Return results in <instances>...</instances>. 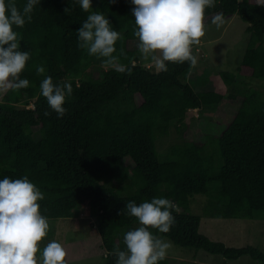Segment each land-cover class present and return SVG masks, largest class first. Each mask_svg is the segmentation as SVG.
I'll return each mask as SVG.
<instances>
[{"label": "trees", "instance_id": "1", "mask_svg": "<svg viewBox=\"0 0 264 264\" xmlns=\"http://www.w3.org/2000/svg\"><path fill=\"white\" fill-rule=\"evenodd\" d=\"M125 1L112 10L110 0H92L90 11L105 13L120 33L115 54L123 49L120 62L132 68L130 75L104 69L78 47L77 30L89 13L76 0H40L32 21L15 29L21 50L30 53L21 73L30 84L8 91L0 102V179L28 176L45 196L39 203L48 221L76 216L85 206L105 252L100 264H115L110 253L117 245L124 250V233L138 226L126 212L121 215L127 203L153 197L177 206L170 231L153 230L155 235L225 259L247 255L264 264L263 249L228 246L200 233V216L190 211L192 198L201 195L205 216L264 220V92L244 89L240 106L220 133L187 139L181 127L185 114L202 107L197 91L180 78L189 63L168 62V70L160 71L137 62L139 50L129 44L135 6ZM15 2L22 9L27 0ZM215 5L206 9L205 20L222 12L247 23L243 56L251 62L250 76L264 79V6L252 0H215ZM37 65L44 66V74L37 75ZM47 76L72 83L62 119L40 94ZM221 78L232 82L227 75ZM202 99L218 104L222 94L205 90ZM171 127L176 138L160 153L157 141ZM159 264H167L166 259Z\"/></svg>", "mask_w": 264, "mask_h": 264}, {"label": "clouds", "instance_id": "2", "mask_svg": "<svg viewBox=\"0 0 264 264\" xmlns=\"http://www.w3.org/2000/svg\"><path fill=\"white\" fill-rule=\"evenodd\" d=\"M85 13H89L77 30L78 47L89 56L101 61V67L118 73L131 74L132 68L120 62L123 49L116 55V44L123 38L113 30L111 21L103 12L90 11L92 0H76ZM115 3V0H110ZM261 6L264 2L258 0ZM141 57L150 61L157 70L167 71L168 62L189 63V72L198 59L193 55V45H199L205 35L206 9L214 8L215 0H131ZM40 0H27L22 7L15 0H0V92L18 91L29 87V80L22 79L30 59V53L21 50L19 33L32 21V13ZM71 8L65 13L70 14ZM211 23L220 29L224 23L222 12L215 13ZM37 75L45 73L42 65L36 66ZM40 94L46 98L49 108L62 119L67 114L66 100L73 94L68 80L54 82L51 76L40 83ZM45 115H51L45 112ZM45 199L41 190L24 176L20 179H0V264H66L67 252L56 240L41 248L48 236L49 221L41 214L39 201ZM173 201L153 197L151 201L137 204L129 201L121 215L135 218L138 226L123 235L124 250L117 245L110 253L115 264H159L170 248V243L159 233H168L175 223Z\"/></svg>", "mask_w": 264, "mask_h": 264}, {"label": "rangeland", "instance_id": "3", "mask_svg": "<svg viewBox=\"0 0 264 264\" xmlns=\"http://www.w3.org/2000/svg\"><path fill=\"white\" fill-rule=\"evenodd\" d=\"M125 5V0L116 2L112 5V10ZM213 15H209L205 20V35L195 47L197 66L191 69V75L188 71L180 77L197 91L202 100L201 109H188L181 123L185 137L196 141H201L206 134L215 135L221 132L241 104V91L251 87L264 92V79L250 76L251 62L246 61L243 56L247 40L245 32L247 23L234 14L224 16V25L217 29L211 23ZM133 29L129 30V44L135 47L138 42ZM138 61L155 67L150 61L144 60L140 52ZM222 75L229 76L232 82L224 81ZM205 90L221 93V101L218 104H206L202 99ZM7 93L0 92V102ZM175 138L176 131L171 127L168 136L157 141L158 151L164 152ZM203 201V196L195 195L190 202V211L200 216V233L211 239L220 240L228 246L251 244L264 250V220L211 218L202 214ZM48 233L49 236L42 243L47 244L53 239L61 243L67 252L66 264L102 262L105 252L101 248V238L97 233L94 218L88 215L85 206L78 207L76 216L49 220ZM162 238L171 245L165 258L167 264H263L247 255L230 260L203 250L179 246L166 237Z\"/></svg>", "mask_w": 264, "mask_h": 264}]
</instances>
